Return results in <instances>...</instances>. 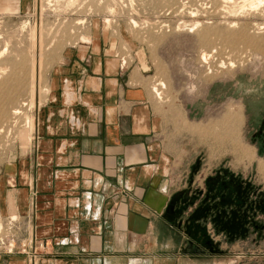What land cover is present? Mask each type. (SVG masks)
<instances>
[{
    "label": "crops",
    "instance_id": "crops-1",
    "mask_svg": "<svg viewBox=\"0 0 264 264\" xmlns=\"http://www.w3.org/2000/svg\"><path fill=\"white\" fill-rule=\"evenodd\" d=\"M5 10L17 6L0 1ZM93 42L50 72L33 144L13 165L18 225L42 247L34 258L0 255V264H255L238 257L240 233H255V196L241 208L228 179L215 177L226 170L250 188L258 175L264 185L255 148L245 145L251 162L225 151L222 112L191 119L205 130H185L177 147L141 72Z\"/></svg>",
    "mask_w": 264,
    "mask_h": 264
},
{
    "label": "rangeland",
    "instance_id": "rangeland-1",
    "mask_svg": "<svg viewBox=\"0 0 264 264\" xmlns=\"http://www.w3.org/2000/svg\"><path fill=\"white\" fill-rule=\"evenodd\" d=\"M0 1L17 6L16 11H0V240L14 239L18 246L27 239L14 208L13 165L33 144L50 72L64 53L98 38L122 67H134L144 76L156 113L177 147L185 130H205L191 125V119L222 112L225 151L239 148L241 160L251 162L254 152L250 155L245 147L251 145L264 172V6L255 12L242 0ZM16 110L20 114L14 115ZM215 131L216 126L206 128L208 140L214 141ZM258 177L248 190L255 196L250 222L255 233H240L241 244L249 246H240L238 257L242 262L250 254L255 264H263L264 202L258 201L264 198V185ZM208 230L212 240L226 242ZM0 255L27 259L1 249Z\"/></svg>",
    "mask_w": 264,
    "mask_h": 264
},
{
    "label": "built area",
    "instance_id": "built-area-1",
    "mask_svg": "<svg viewBox=\"0 0 264 264\" xmlns=\"http://www.w3.org/2000/svg\"><path fill=\"white\" fill-rule=\"evenodd\" d=\"M42 247L41 244L35 242L32 237H28L27 239H23L22 242L17 246L14 239L3 241L0 240V249L9 255L24 254L27 257L34 258L37 256L38 251Z\"/></svg>",
    "mask_w": 264,
    "mask_h": 264
},
{
    "label": "trees",
    "instance_id": "trees-1",
    "mask_svg": "<svg viewBox=\"0 0 264 264\" xmlns=\"http://www.w3.org/2000/svg\"><path fill=\"white\" fill-rule=\"evenodd\" d=\"M215 177H217L216 181L219 180L221 177L223 179H228L227 180V183H226L227 184V187H228L227 189L231 188L230 187L231 185L233 186L232 193L234 194L235 197H237L239 199V201L241 203L240 204L241 208L244 207V204H242V203L246 200L247 195L249 194L248 193L249 192L248 190L251 187L250 188L244 187L243 182L241 181L240 178L234 177L233 175H231L226 170L224 171L223 176L216 175ZM214 179L215 178H211V181H213ZM228 183H229L230 186L228 185ZM263 202H264V198L263 199H259L258 204H263ZM250 210H251V207H250ZM242 219L243 220H241L240 223L243 224L244 226H246L247 225L246 217L244 216ZM229 237H231V236H229Z\"/></svg>",
    "mask_w": 264,
    "mask_h": 264
},
{
    "label": "bare ground",
    "instance_id": "bare-ground-1",
    "mask_svg": "<svg viewBox=\"0 0 264 264\" xmlns=\"http://www.w3.org/2000/svg\"><path fill=\"white\" fill-rule=\"evenodd\" d=\"M64 1V0H63ZM71 1V0H70ZM226 1V0H225ZM229 3L232 1V0H227ZM242 1H245V5L247 4V5H249L250 6V8L253 10V11H258L261 7H263L264 6V0H242ZM58 2V1H57ZM68 2V1H67ZM75 2V1H74ZM77 2V1H76ZM75 2V3H76ZM247 2V3H246ZM60 3V2H59ZM69 3H72V1L71 2H69ZM244 3V2H243ZM69 5V4H68ZM67 5V6H68ZM244 5V6H245ZM246 5V6H247ZM243 6V5H242ZM72 9V8H71ZM66 10H68V9H66ZM244 13V12H243ZM105 22V24L107 25L108 23H109V21L108 20H106V21H104ZM81 24V23H80ZM134 25H135V23H134ZM196 25V24H195ZM198 25V24H197ZM197 25H196V27H197ZM107 27H108V25H107ZM195 27V26H194ZM193 28V27H192ZM35 29V28H34ZM33 32V31H32ZM248 41V40H247ZM5 51V50H4ZM210 55V54H209ZM207 55L206 54H204L203 55V59H207ZM208 61V60H207ZM39 79V78H38ZM34 90V89H33ZM155 91H156V89H154ZM157 92V91H156ZM33 95V94H32ZM31 102V101H30ZM34 102V101H33ZM32 106V105H31ZM39 106V105H38ZM13 114L14 115H18V114H20V111L18 110H16V111H14L13 112ZM28 117V116H27ZM25 118V117H24ZM25 120H27L25 123L27 124L26 125V127L25 128H28V130H29V132L30 131H32V129H33V126H32V123H30V120L27 118V119H25ZM32 120V119H31ZM25 131V130H24ZM28 134V133H27Z\"/></svg>",
    "mask_w": 264,
    "mask_h": 264
}]
</instances>
